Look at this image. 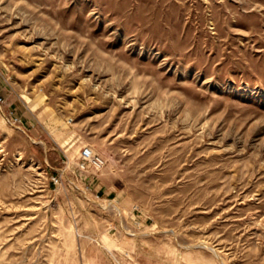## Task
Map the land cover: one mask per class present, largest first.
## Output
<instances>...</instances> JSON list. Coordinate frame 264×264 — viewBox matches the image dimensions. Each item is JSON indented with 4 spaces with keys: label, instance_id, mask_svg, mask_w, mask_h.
<instances>
[{
    "label": "rangeland",
    "instance_id": "374dc122",
    "mask_svg": "<svg viewBox=\"0 0 264 264\" xmlns=\"http://www.w3.org/2000/svg\"><path fill=\"white\" fill-rule=\"evenodd\" d=\"M0 96V264H264V0H0Z\"/></svg>",
    "mask_w": 264,
    "mask_h": 264
},
{
    "label": "built area",
    "instance_id": "2783aa9c",
    "mask_svg": "<svg viewBox=\"0 0 264 264\" xmlns=\"http://www.w3.org/2000/svg\"><path fill=\"white\" fill-rule=\"evenodd\" d=\"M3 102L4 99L2 96H0V106L2 105ZM8 119L12 125H17L21 121L19 117L13 114V112H10ZM79 158H80L79 165L82 168L91 166L93 168L100 169L105 163V159L102 156V154L95 152L90 147L82 148L79 153ZM53 180L56 182L57 178L53 176Z\"/></svg>",
    "mask_w": 264,
    "mask_h": 264
}]
</instances>
